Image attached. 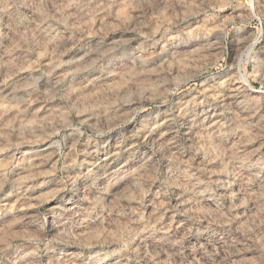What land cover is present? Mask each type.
Instances as JSON below:
<instances>
[{
  "label": "rangeland",
  "instance_id": "1",
  "mask_svg": "<svg viewBox=\"0 0 264 264\" xmlns=\"http://www.w3.org/2000/svg\"><path fill=\"white\" fill-rule=\"evenodd\" d=\"M0 264H264V0H0Z\"/></svg>",
  "mask_w": 264,
  "mask_h": 264
}]
</instances>
